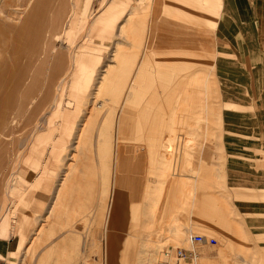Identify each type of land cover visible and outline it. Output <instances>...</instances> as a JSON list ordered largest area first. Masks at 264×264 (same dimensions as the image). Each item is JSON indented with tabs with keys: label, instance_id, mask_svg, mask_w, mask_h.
<instances>
[{
	"label": "rangeland",
	"instance_id": "rangeland-1",
	"mask_svg": "<svg viewBox=\"0 0 264 264\" xmlns=\"http://www.w3.org/2000/svg\"><path fill=\"white\" fill-rule=\"evenodd\" d=\"M224 2L0 0V264H193L165 256L180 227L203 238L190 259L264 264V58L260 123L225 125L243 110L216 72ZM233 127L256 158L226 152Z\"/></svg>",
	"mask_w": 264,
	"mask_h": 264
},
{
	"label": "crops",
	"instance_id": "crops-1",
	"mask_svg": "<svg viewBox=\"0 0 264 264\" xmlns=\"http://www.w3.org/2000/svg\"><path fill=\"white\" fill-rule=\"evenodd\" d=\"M220 0H218L219 2ZM225 5L222 6L221 14L218 18L216 31H215V41H214V50L217 54L216 61H220L221 63L217 65L219 69L216 70L219 80H220V88L222 98H224V94H226V99L236 105L237 107L243 110L242 115L236 116V120L231 119V121L225 120V125L228 123H236L241 125H249V124H259L260 121H257L256 115H251V111L249 108L256 107V102L252 100V94L257 91V86L259 85L258 80L253 74V72H262L261 70H255L259 68L256 64L257 61H261L264 58V0H230V7L228 9L226 2ZM228 9V10H227ZM230 11V12H228ZM243 30L245 32L243 33ZM222 62H226L222 63ZM218 63V62H217ZM185 107L189 105V93L185 94L182 99ZM231 117V116H230ZM174 118V117H173ZM257 118V119H256ZM175 119V118H174ZM188 119V117L181 116L178 120ZM250 119H254V121H250ZM162 124H165L162 122ZM233 131H227V136L230 134L235 136L236 138L230 139V142H225V150L229 153H236V156H241L238 141H243L241 144L242 153L244 157L256 158L254 156L251 157V154H248L251 146V143H248V140H253V136L247 134L246 132H242V136L240 133H237L235 127L232 128ZM240 132V131H239ZM177 136H180L177 133ZM186 136V135H184ZM183 136V137H184ZM226 136V137H227ZM225 137V140H226ZM242 139V140H241ZM161 140V139H159ZM181 141V138H180ZM179 140H175V138H171L166 135L161 140L162 149L159 150L160 154H158L157 159L155 157H151V162L155 164L158 162V159L162 157L165 161H161L162 169L161 172L165 175L167 173H174L177 171V163L180 162V157L175 156V151L179 150L181 147V143ZM236 141V142H231ZM254 142V141H253ZM160 144V141H159ZM171 144L168 148L167 146ZM254 146V145H253ZM228 147V150H227ZM255 147V146H254ZM139 151V153L143 154V149H127V154L130 152ZM248 153H247V152ZM241 154V155H240ZM253 155V154H252ZM231 156V155H230ZM233 157V156H232ZM232 161V160H229ZM187 164V160H185ZM236 165L239 166V163L236 162ZM154 168V167H153ZM154 170V169H153ZM128 183V180H127ZM163 181L161 183L162 187ZM260 184H252L247 185L246 182H243V188H252L255 190H259ZM148 187V186H146ZM234 188V187H233ZM236 189V188H234ZM263 189V188H261ZM161 190V188H160ZM158 192V198L161 196V191ZM243 194L253 193L254 190H242ZM247 209V208H246ZM248 208L247 210H249ZM252 213L257 214L259 210H251ZM263 212V211H262ZM261 212V213H262ZM178 221H173L165 227V230L171 225L178 226ZM164 230V233H165ZM146 243L155 244L154 240H152L149 234L143 238ZM163 242L164 240H158ZM159 244L157 246H159ZM159 253L165 251L161 250L158 247ZM196 264H204L202 260L199 261L197 259H193ZM152 262V261H151Z\"/></svg>",
	"mask_w": 264,
	"mask_h": 264
},
{
	"label": "bare ground",
	"instance_id": "bare-ground-1",
	"mask_svg": "<svg viewBox=\"0 0 264 264\" xmlns=\"http://www.w3.org/2000/svg\"><path fill=\"white\" fill-rule=\"evenodd\" d=\"M127 106H129V105H127ZM123 161V160H122ZM114 207H116V205L114 204ZM111 223H113V221L111 222ZM112 225V224H111ZM176 225L174 224V226H169L166 230H165V234L166 235H168V236H170L171 234H172V232L176 229ZM192 232H187V231H185V229L183 228V227H180L179 229H178V232H176V237H177V241H178V245L181 247V248H183V249H187L191 244H195V245H198V244H201V242L200 243H195L194 242V238L195 237H201V236H192V234H191ZM202 238V237H201ZM202 240H203V238H202ZM169 241V240H168ZM171 242V241H170ZM163 243L164 245H162V246H164L166 249L167 248H172V247H170V246H173L172 245V243ZM167 246H169V247H167ZM183 249H175L174 250V253L173 252H167L166 251V253H165V256H169V257H171L172 259H174L175 258V262L176 261H180V260H193V259H196V257H197V255H196V257L195 258H192V259H190L192 256H194L195 255V252L193 251V250H188V251H186V250H183ZM185 253V254H184ZM162 255V254H161ZM199 258V257H198ZM169 259V258H168ZM170 261H171V259H170ZM192 263L193 264H196L194 261H192ZM174 264V263H173Z\"/></svg>",
	"mask_w": 264,
	"mask_h": 264
},
{
	"label": "built area",
	"instance_id": "built-area-1",
	"mask_svg": "<svg viewBox=\"0 0 264 264\" xmlns=\"http://www.w3.org/2000/svg\"><path fill=\"white\" fill-rule=\"evenodd\" d=\"M194 242L195 243H200V242H202V238L201 237H195L194 238ZM185 254V253H184Z\"/></svg>",
	"mask_w": 264,
	"mask_h": 264
}]
</instances>
